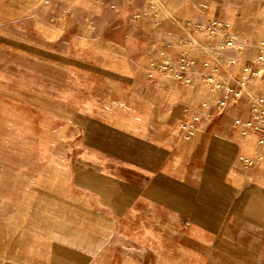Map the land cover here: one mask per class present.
Returning a JSON list of instances; mask_svg holds the SVG:
<instances>
[{"label":"crops","instance_id":"0c3cea01","mask_svg":"<svg viewBox=\"0 0 264 264\" xmlns=\"http://www.w3.org/2000/svg\"><path fill=\"white\" fill-rule=\"evenodd\" d=\"M36 1L34 14L54 22L57 39L69 36L97 54L85 73L92 88L74 100L72 117L47 126L68 130L61 173L31 189L25 173L6 171L0 197L19 221L2 264H264V144L232 125L248 117L246 93L217 108L245 64L253 74L246 91L264 94V62L256 60L264 0ZM212 19L228 23L240 45L214 54L216 38L197 27ZM184 51L189 81L147 75L148 65L175 64ZM202 102L208 108L187 135L179 128L183 110ZM226 144L234 151L230 215L215 211L218 201L210 212L208 195H198L195 216L186 192L173 199L174 165L180 162L181 187L189 190L192 169L204 189L220 170L193 169L188 160L218 161ZM30 192H41L37 207Z\"/></svg>","mask_w":264,"mask_h":264},{"label":"rangeland","instance_id":"374dc122","mask_svg":"<svg viewBox=\"0 0 264 264\" xmlns=\"http://www.w3.org/2000/svg\"><path fill=\"white\" fill-rule=\"evenodd\" d=\"M36 4V0H0V185L6 171L12 169L25 173L32 184L31 189L47 185L54 174L61 173L65 167L64 139L68 130L52 131L47 126L72 117L74 100L84 98V91L92 88V80L85 73L91 66L87 60L92 59L93 53L97 54L80 42L75 44L69 36L57 39L58 32L52 28L54 22L47 23L34 14ZM229 36L233 39L230 47L220 43L221 36L214 40V54H223L240 45L237 35L229 33ZM97 89L100 91L99 86ZM211 146L209 152L215 151ZM217 151L221 157L218 161L191 156L188 160L193 169L206 166L220 170L219 178L201 190L197 185L198 173L192 169L187 173L189 190L181 187L180 162L174 165L179 169L173 171V177L177 179L173 185V199L186 192L194 201L191 210L195 216L201 211L200 200H195L198 195H208L210 212L214 210L211 202L218 201L220 207L215 211L221 216L230 215L228 206L233 193L228 173L234 151L228 144L221 145ZM212 177L211 172L209 179ZM256 180L262 182L259 177ZM30 194L36 196L41 192ZM36 198L34 207L41 199ZM6 206L0 197V264L19 221L18 209ZM194 242L197 241H189L190 247L195 248V244H191Z\"/></svg>","mask_w":264,"mask_h":264},{"label":"built area","instance_id":"2783aa9c","mask_svg":"<svg viewBox=\"0 0 264 264\" xmlns=\"http://www.w3.org/2000/svg\"><path fill=\"white\" fill-rule=\"evenodd\" d=\"M198 28H203L208 32V35L214 38H219L220 43L223 46L230 47L233 45V39L229 36V24L223 20L212 19L209 20L205 25L199 23ZM257 61L264 62V44L258 47V53L256 57ZM192 68L191 60L188 59L187 52L184 51L177 59L176 63L173 64L167 60H162L157 63L148 65L147 75L150 77L154 73L161 72L166 75H172L177 79H184L189 81L187 78L188 71ZM251 68L248 64H245L241 68V74L235 81V87L231 90H227L228 98L225 96L218 103V111L222 112L228 106L229 99H236L242 93H246L249 101V114L248 117L234 118L232 125L235 127L241 135L248 136L253 132L258 133L257 143L260 145L264 144V94H258L255 92L248 93L246 91V85L251 83L252 76ZM208 105L206 102L200 103L199 110L191 107H186L183 110V118L179 123V128L187 135L194 134L199 126V122L202 118L200 109H207ZM248 162V160H246Z\"/></svg>","mask_w":264,"mask_h":264}]
</instances>
